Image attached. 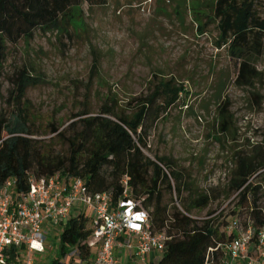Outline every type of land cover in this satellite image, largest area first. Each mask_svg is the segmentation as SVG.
I'll use <instances>...</instances> for the list:
<instances>
[{
    "label": "rangeland",
    "instance_id": "rangeland-1",
    "mask_svg": "<svg viewBox=\"0 0 264 264\" xmlns=\"http://www.w3.org/2000/svg\"><path fill=\"white\" fill-rule=\"evenodd\" d=\"M191 2L108 0L104 6L90 7L84 1L73 11L78 21L69 33L38 30L31 41L9 43L0 74V121L16 109L11 92L15 75L24 68L37 80L28 89L25 103L32 128L38 138L63 152L67 145L51 139L52 125L65 129L87 106L93 115L99 114L109 98L116 99L121 113L129 115L133 99L148 95L162 81L175 80L185 86L183 101L151 131L144 153L152 160L170 159L173 168L168 171H182L194 191L218 189V200L191 215L205 219L210 212L223 210L220 226L224 231L233 216L247 214L239 210L233 214L236 194H226L236 154L264 144V46L253 61L260 72L255 85H238L240 61L217 47L216 23L199 32L189 11ZM259 2L264 17V0ZM94 64L98 72L92 77ZM224 103L233 116L226 134L221 132L219 116ZM163 190L171 213L176 207L184 211L182 197L189 192L176 193V200L166 186ZM260 197L264 209V188ZM77 213L75 208L73 214ZM46 246L45 253L34 256L37 264L60 257V232L50 233ZM71 260L70 255L63 258Z\"/></svg>",
    "mask_w": 264,
    "mask_h": 264
},
{
    "label": "trees",
    "instance_id": "trees-1",
    "mask_svg": "<svg viewBox=\"0 0 264 264\" xmlns=\"http://www.w3.org/2000/svg\"><path fill=\"white\" fill-rule=\"evenodd\" d=\"M84 1L93 7L104 6L108 0H0V74L8 59L9 43L31 41L38 30L69 33L78 21L73 11L80 9ZM259 5V0H192L189 9L201 34L209 23L217 24V47L240 61L236 83L241 86H254L260 76L253 62L264 46V17ZM97 72L94 64L92 77ZM36 83V77L26 68L15 75L11 94L16 109L10 118L0 121V186L12 178L17 180L19 191H26L28 173L39 177L61 173L84 179L93 193L109 192L115 202L123 196L126 178L132 197L144 198L143 206L152 210L153 228L166 230L172 237L162 257L153 264H207L209 249L229 240L220 226L224 211L210 212L205 219H195L191 213L208 209L218 200V189L194 191L182 171L173 169L171 178L165 172L162 165L173 168L170 159L152 160L144 153L151 131L183 101L185 86L175 80L160 82L148 95L133 99L129 115L121 113L114 98L108 99L99 114L93 115L86 105L65 129L52 125L51 139L67 145L63 152L38 138L40 135L32 128L25 103L28 89ZM219 116L221 132L229 133L233 116L227 103L220 108ZM171 179L176 193L182 196L189 192L182 197L184 211L176 207L171 213L164 203V186L170 192L174 190ZM263 188L264 144H258L251 151L236 154L226 187L227 196L236 194L238 200L233 214L237 210L246 212L257 227L263 225ZM90 219L85 212L69 218L60 232V257L49 264H74L73 259L65 262L63 258L76 250L84 260L93 258L94 253L84 244L91 233ZM221 255L222 251L215 252L208 264H218Z\"/></svg>",
    "mask_w": 264,
    "mask_h": 264
},
{
    "label": "built area",
    "instance_id": "built-area-1",
    "mask_svg": "<svg viewBox=\"0 0 264 264\" xmlns=\"http://www.w3.org/2000/svg\"><path fill=\"white\" fill-rule=\"evenodd\" d=\"M123 183V196L113 202L109 192L93 193L80 177L30 172L26 191L18 190L16 179H7L0 186V264H37L34 256L47 251L48 235L61 232L71 216L83 212L91 216L84 244L94 256L84 260L76 250L70 254L74 264L157 263L172 237L153 228L152 210L143 206L144 198L132 197L126 178ZM223 232L229 240L209 249L207 264L219 250L218 264H264V223L257 227L250 214L235 215Z\"/></svg>",
    "mask_w": 264,
    "mask_h": 264
}]
</instances>
